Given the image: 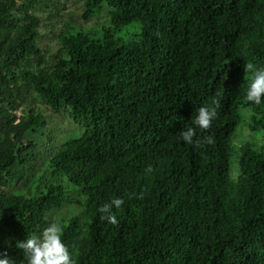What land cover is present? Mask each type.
<instances>
[{
    "label": "trees",
    "instance_id": "1",
    "mask_svg": "<svg viewBox=\"0 0 264 264\" xmlns=\"http://www.w3.org/2000/svg\"><path fill=\"white\" fill-rule=\"evenodd\" d=\"M80 1L48 62L33 1L0 0V259L27 264L17 242L68 204L56 223L75 264H264V96L246 100L244 67L264 68V0ZM28 95L82 128L38 172L46 121ZM242 125L259 144L234 141ZM188 127L214 142L188 144ZM115 197L111 225L98 209Z\"/></svg>",
    "mask_w": 264,
    "mask_h": 264
},
{
    "label": "rangeland",
    "instance_id": "2",
    "mask_svg": "<svg viewBox=\"0 0 264 264\" xmlns=\"http://www.w3.org/2000/svg\"><path fill=\"white\" fill-rule=\"evenodd\" d=\"M32 1L34 8L31 10V12L38 15L40 19V25L38 27L39 36L37 38V45L40 50L44 52L47 61L51 62L53 59V55L58 52L57 33L60 32L62 26H64L70 20L74 23L80 24L79 11L81 10V1ZM101 15L102 14H99L98 16L93 17L91 20H89V24L91 22L99 20L102 17ZM137 29L138 24L136 22H130L126 27L121 28L117 35L124 39H132L135 37L134 33L135 31H137ZM31 99L36 109L41 112L46 121L45 126H43V128H41L38 132L34 133V140L40 150L38 159L34 164L35 171L37 170L36 172H38V168L41 165L42 161L45 160L44 158L48 156V152L53 148H57L61 143L71 138L77 137L80 134L82 128L76 124H73L65 112L53 113L44 105L42 101L36 98H32L29 95L24 97V101L22 102L23 106H25L27 102H31ZM21 106L17 109V115L20 114ZM252 136L254 137V141L259 144L260 139L262 137L261 133L258 132L257 134H251L247 126L242 125L238 129L234 141L238 143L239 141L248 139ZM74 190H76L75 187L73 185H69V192L72 193V195L73 193H75ZM73 209L76 210V207H73ZM67 211L68 204H66L63 208L58 209V211L52 212L49 215V224L52 222H57V216L65 215Z\"/></svg>",
    "mask_w": 264,
    "mask_h": 264
},
{
    "label": "clouds",
    "instance_id": "3",
    "mask_svg": "<svg viewBox=\"0 0 264 264\" xmlns=\"http://www.w3.org/2000/svg\"><path fill=\"white\" fill-rule=\"evenodd\" d=\"M245 72L252 73L251 82L249 84L246 100L254 102L256 105L261 103V97L264 96V68H257L253 63H245ZM213 105L219 104L218 100L212 101ZM197 115L194 124L200 129L207 130L211 127L213 119L217 117L216 107L208 105L200 106L196 109ZM196 135L195 129L188 127L181 131V136L188 144L195 143L200 146L201 143L211 144L213 138L211 136L204 137L203 141L197 139L193 140ZM153 169L149 166L146 171L151 172ZM135 195V194H133ZM138 198H143V193ZM124 200L119 197L113 198L109 203H105L98 211L102 213L100 219L107 220L111 225H118L117 216L112 209H120ZM62 227L56 223H50L39 235H32L25 241L17 242V247L23 249L27 264H75L71 259L67 246L62 242ZM4 258L0 259V264H15V260L3 254Z\"/></svg>",
    "mask_w": 264,
    "mask_h": 264
}]
</instances>
